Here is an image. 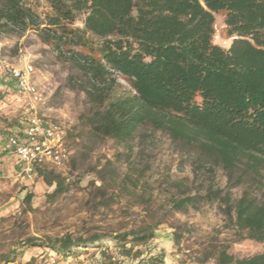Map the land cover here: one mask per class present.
Here are the masks:
<instances>
[{
	"label": "trees",
	"instance_id": "trees-1",
	"mask_svg": "<svg viewBox=\"0 0 264 264\" xmlns=\"http://www.w3.org/2000/svg\"><path fill=\"white\" fill-rule=\"evenodd\" d=\"M46 1L49 11L41 15L28 0H0V32L34 28L72 64L79 75L69 76L68 85L85 94L89 110L82 122L97 136L126 141L149 125L184 152L219 165L228 177L239 169L256 184L254 194L245 191L232 200L228 191L209 186L203 199L218 202L242 237L264 243V0ZM218 12L224 13L231 37L228 48L212 42ZM80 13L85 15L83 28L75 26ZM117 75L130 86L121 94L115 92ZM21 126L5 136L17 134ZM33 169L53 185L48 197L64 191L60 174ZM30 199L27 194L26 201ZM197 202L195 195H185L172 199L171 207L180 210ZM155 228L144 225L116 237L144 244ZM98 237L90 238L92 245H99ZM173 239L177 242L179 236ZM31 241V246L43 245ZM80 244L81 238L63 237L48 245L67 256ZM208 259L264 264V248L236 258L226 246H214L197 262ZM162 263L163 254L139 261Z\"/></svg>",
	"mask_w": 264,
	"mask_h": 264
},
{
	"label": "rangeland",
	"instance_id": "rangeland-1",
	"mask_svg": "<svg viewBox=\"0 0 264 264\" xmlns=\"http://www.w3.org/2000/svg\"><path fill=\"white\" fill-rule=\"evenodd\" d=\"M28 2L41 15L49 11L46 0ZM84 18L78 14L75 26L83 28ZM213 29L212 42L228 48L231 37L223 12L214 13ZM4 61L34 68L40 102L33 103L20 92L2 71ZM78 75L34 28L6 27L0 32V264H40L50 257L60 264H139L155 254H163V263L167 258L169 264H215L213 259L204 263L197 259L220 245L236 258L263 250L264 243L242 237L218 202L203 199L209 186L228 191L232 200L245 191L254 194L257 187L249 177H242L239 169L228 177L219 165L184 152L165 132L149 125L139 127L126 141L97 136L82 122L89 110L85 94L68 85V77ZM116 82V93L130 89L119 75ZM34 112L59 121L68 131L67 163L61 168L41 166L61 176L64 191L53 199L48 197L53 185L48 186L36 170H26L5 147L7 131L23 125ZM262 173L264 181V168ZM185 195H195L197 205L173 209L171 200ZM155 224L154 237L144 244L116 237ZM95 235L99 245L91 244ZM63 237L81 238L84 244L67 256L50 250L48 244ZM31 240L43 245L31 246ZM6 260L10 261L3 263Z\"/></svg>",
	"mask_w": 264,
	"mask_h": 264
},
{
	"label": "built area",
	"instance_id": "built-area-1",
	"mask_svg": "<svg viewBox=\"0 0 264 264\" xmlns=\"http://www.w3.org/2000/svg\"><path fill=\"white\" fill-rule=\"evenodd\" d=\"M1 69L15 82L17 88L33 103L42 100L41 93L32 79L34 68L31 65L15 67L2 62ZM8 148L25 165L26 170L43 165L63 167L70 157L67 145V130L56 120L39 116L35 112L27 117L17 134L5 136ZM40 264H60L56 257H50Z\"/></svg>",
	"mask_w": 264,
	"mask_h": 264
},
{
	"label": "crops",
	"instance_id": "crops-1",
	"mask_svg": "<svg viewBox=\"0 0 264 264\" xmlns=\"http://www.w3.org/2000/svg\"><path fill=\"white\" fill-rule=\"evenodd\" d=\"M169 261H170L169 259L165 258V261L163 264H169L170 263ZM180 264H185V263H180Z\"/></svg>",
	"mask_w": 264,
	"mask_h": 264
}]
</instances>
